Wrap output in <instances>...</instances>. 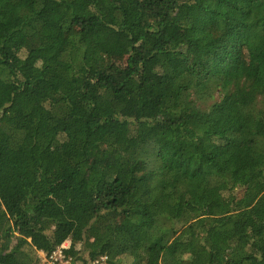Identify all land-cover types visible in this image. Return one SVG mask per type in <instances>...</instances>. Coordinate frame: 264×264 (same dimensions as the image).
I'll use <instances>...</instances> for the list:
<instances>
[{
	"label": "trees",
	"instance_id": "obj_1",
	"mask_svg": "<svg viewBox=\"0 0 264 264\" xmlns=\"http://www.w3.org/2000/svg\"><path fill=\"white\" fill-rule=\"evenodd\" d=\"M66 241L264 264V0H0V264Z\"/></svg>",
	"mask_w": 264,
	"mask_h": 264
},
{
	"label": "built area",
	"instance_id": "obj_2",
	"mask_svg": "<svg viewBox=\"0 0 264 264\" xmlns=\"http://www.w3.org/2000/svg\"><path fill=\"white\" fill-rule=\"evenodd\" d=\"M69 247L70 245L64 243L51 253L41 251L37 264H71L74 257L70 253L66 252ZM107 260L108 256L103 255L95 259L92 264H107Z\"/></svg>",
	"mask_w": 264,
	"mask_h": 264
},
{
	"label": "rangeland",
	"instance_id": "obj_3",
	"mask_svg": "<svg viewBox=\"0 0 264 264\" xmlns=\"http://www.w3.org/2000/svg\"><path fill=\"white\" fill-rule=\"evenodd\" d=\"M117 61L119 62V63H122L123 62V59L122 58H117ZM236 203L237 204H239V203H241L239 200H236ZM67 245H70V241H66L65 242Z\"/></svg>",
	"mask_w": 264,
	"mask_h": 264
}]
</instances>
